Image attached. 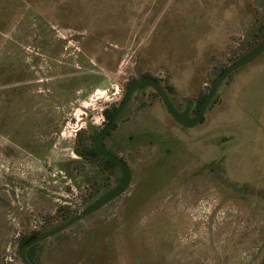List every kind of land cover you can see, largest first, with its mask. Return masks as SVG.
<instances>
[{"label":"rangeland","instance_id":"1","mask_svg":"<svg viewBox=\"0 0 264 264\" xmlns=\"http://www.w3.org/2000/svg\"><path fill=\"white\" fill-rule=\"evenodd\" d=\"M111 119L108 169L73 146ZM26 260L264 264V0H0V264Z\"/></svg>","mask_w":264,"mask_h":264},{"label":"trees","instance_id":"2","mask_svg":"<svg viewBox=\"0 0 264 264\" xmlns=\"http://www.w3.org/2000/svg\"><path fill=\"white\" fill-rule=\"evenodd\" d=\"M250 53H247L244 57L248 58ZM239 61L237 60L235 63H232L229 66H225L221 69V73L218 76H221V74L226 73L230 68H232L235 64H237ZM147 77L150 76L151 79L156 80L157 77L154 75H150L148 73H145ZM215 77L213 79L214 82L211 83L210 85V91H212L215 86V83L219 80V77ZM207 92L202 91L199 94H197L194 97V101L192 102L191 109L194 112L193 116H187V118L180 117L176 113H174V116L182 123V124H189L194 121H200L202 119L203 113H202V108L206 104H210V102L206 101L208 96ZM172 111V110H170ZM102 115L104 118L109 119L111 112L107 108H102ZM116 122L115 120H109L104 127L101 128V130L96 133L95 135H89L88 140H79L78 143L74 144L73 150L76 154H78L81 157H84L85 159H88L89 161L94 162L97 166L101 167H106L110 169L113 164L115 159H113L112 156L105 154L102 151V137L105 134H108L110 129L115 126ZM37 237V230L30 229L25 232H21L19 235H17V245L18 246H25L28 247L30 241H32L34 238ZM27 264H29L27 261Z\"/></svg>","mask_w":264,"mask_h":264}]
</instances>
